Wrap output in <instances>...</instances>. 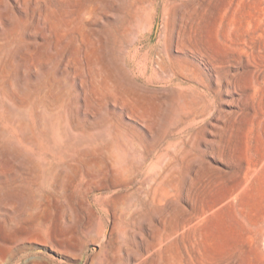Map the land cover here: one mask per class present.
I'll return each mask as SVG.
<instances>
[{
    "label": "bare ground",
    "instance_id": "6f19581e",
    "mask_svg": "<svg viewBox=\"0 0 264 264\" xmlns=\"http://www.w3.org/2000/svg\"><path fill=\"white\" fill-rule=\"evenodd\" d=\"M38 1L43 0H0V151L1 148H5L7 155L4 159L10 168L15 167L11 168L15 176H28L31 183L38 187L34 193L30 192L31 195H28L31 196L30 200L28 199L27 205L25 204L19 212L33 216L43 206L52 203L51 201L59 204L64 212L68 193L66 196L63 195L65 193L63 189L66 188L65 182L70 179L74 188L79 184L84 188L79 200L80 205L83 207L91 205L89 193L98 190L101 193L98 196L99 204L110 212L111 227L117 230V240L125 239L139 246L140 250L138 248L134 254L130 253L128 242L124 246H119L118 251L126 255L123 264H147V260L148 264H243L245 242L248 243V252L252 254L249 257L252 264H264V256L259 258L257 255L259 234L264 230V217L258 219L256 215L246 212L243 202L244 177H239L231 183L229 189H226L223 179L195 176V172L203 163L197 160L196 154L199 153L195 154L193 149L196 146L200 147L202 142H208L205 135L214 132L208 127L217 126L215 122L209 121L210 116L218 117L213 109L200 96L201 100L196 99L198 96L195 99L180 94L173 96L171 100L177 103L178 109L173 110L170 119L167 117L169 120H166L177 132H173V129L163 131L166 128L161 129L164 132L162 134L161 130L156 131L158 133L155 137L156 143L159 141L158 138L164 139L161 135L166 134L171 136L172 141H167V151L162 156L164 159L161 160L163 154L157 159L156 164L159 167L155 169L153 166V171L150 170L153 173L150 176L143 173L144 176H138L141 173V159L146 160L145 156L154 148L146 142L148 140L146 136L151 134L157 123L153 124L154 119L152 122L150 111L147 112L144 106L146 104L142 99L144 93L141 94L143 89L141 91L132 87L129 89L114 82L109 77L108 68L99 65L94 56L96 54L93 51L95 43L93 41L98 37V32L93 26L97 20L95 19L97 2L84 0L79 7L76 4L77 8L74 6L75 10L71 13L53 16L48 13L45 3L42 9L37 10L34 5ZM92 1L93 3H90ZM141 16V13L140 15L138 13L137 17ZM32 31L39 33L41 39L46 40L40 50H37V62L32 58L36 43L26 40ZM54 57L60 62V66L54 68L52 72L45 70L28 75L30 67L37 69L38 63L50 64L47 62ZM68 67L78 68L80 72L77 73L78 76L85 78L79 77L78 81L73 80L69 83L70 80L67 78L71 72L67 73L68 76L64 74L68 72ZM209 68L213 71L211 76H214L218 90L221 89L225 81L220 77V72L214 65H210ZM179 70L184 73L187 71L186 67L182 66H179ZM160 100L161 98L159 103ZM126 101L131 102L138 115H134L136 113L133 114L132 110L128 111L130 109L128 106L129 109L123 111L122 115L119 113L118 117H112V114V118L108 116L110 119L104 120L107 121L106 129H109L106 132L107 140L104 131L98 129L99 123V126H91L94 121H91L93 124L90 122V125L85 124L87 117L84 119L82 116L87 113L88 106L98 111L105 108L103 105L107 102L125 105ZM150 108L152 109L151 106ZM125 117L135 120L138 125L125 122L123 120ZM102 119L100 120L103 121ZM87 128L98 129L96 133L100 132L101 136L104 133L105 145L101 147L99 145L100 133H97L98 135L95 133L97 139L91 138L90 133L87 137L86 134L90 132ZM151 142H155V139ZM8 154L15 155V158ZM134 156L139 160L136 158L138 161H134L135 158H132ZM19 157L24 158V162L19 161ZM206 166V169H210V166ZM28 190L30 188H27L26 192ZM72 193L74 194V191ZM70 196L69 200L73 198ZM91 213L95 216V212ZM13 220L14 215H8L3 226L1 225L2 230L11 229L14 225ZM3 236L0 259L10 256L9 252L11 253L13 248L20 250L17 241L22 239L16 236ZM231 236L234 238L233 244L220 241ZM103 238L106 239L108 236L105 234ZM14 258L20 259L10 257L11 260ZM109 264L120 263L113 260L110 263L109 260Z\"/></svg>",
    "mask_w": 264,
    "mask_h": 264
},
{
    "label": "rangeland",
    "instance_id": "374dc122",
    "mask_svg": "<svg viewBox=\"0 0 264 264\" xmlns=\"http://www.w3.org/2000/svg\"><path fill=\"white\" fill-rule=\"evenodd\" d=\"M93 1L97 2L95 5L97 8H95V19L98 20H95L97 24L94 22L93 25L98 32L97 39L93 41L95 42L93 51L96 54L94 56L97 58L99 65L108 68L109 77L114 82L129 89L131 87L140 91L143 89L141 94H145H143L144 98H142L143 103H146L144 106L147 112L150 111L149 116L152 122L154 119L153 124L157 123L155 126L152 125L154 129L151 127L153 129L151 132V134L153 133L152 136L151 134L146 136L149 141L147 139L145 141L147 140L146 142H149L151 148H154L145 156L146 160L141 159V173L138 176H150L153 173L152 167L154 166L155 169L159 167L156 163L157 159L160 158V154H163L161 155L162 157L167 151L171 136L169 134L161 135L164 139L162 137L158 138L157 141H159L156 143L155 137L158 134L156 131L159 132L161 129L166 128L163 131L173 129V132H177L170 122H167L174 111H177L176 108L178 109L177 103L173 102L171 98L176 96V94L194 99L200 96L218 117H209V121L215 122L217 126L208 125L214 131L211 135H205L208 142H202L200 147L196 146L193 149L195 154L199 153V155L196 154L197 160H201L203 163V166L198 169L199 171L195 172V176L223 179L226 189H229L231 183L239 179V177H244L245 198L243 202L246 212L250 215H256L258 219L264 217V0ZM93 1L90 3H93ZM82 2L84 0H43L42 2H36L34 6L37 10L42 9L43 3H45L48 13L58 16L63 13H71ZM76 4H78L77 7L75 6ZM64 6L66 7L64 8ZM53 8L56 10H54L55 12ZM50 10H52L51 13L49 12ZM138 13L142 15L140 18L137 17ZM131 14L134 15V18ZM125 29L128 30L125 31ZM28 37L26 38L27 41L36 43L33 47L32 58L37 62V53L46 40L41 39L40 34L35 33V31L30 32ZM157 50L160 51L157 52ZM156 56L162 60L159 59V61ZM47 63L50 64L38 63L37 69L30 67L28 75L31 73L38 74L40 71L44 72L45 70L52 72L54 68L60 66V62L55 57ZM210 65L216 66V69L220 72V77L225 81L219 90L218 85L214 81V76H211L213 71L210 70ZM179 66L186 67L187 71L185 73L180 72ZM77 69L68 67V72H64L65 75L71 72V75L67 78L68 81L70 80L69 83H72L73 80L78 81L79 77L85 78L78 76L80 72ZM155 93L159 94L156 95ZM153 94L156 97L155 99ZM198 97L196 99L201 100ZM126 102L124 103L126 106L118 102L116 104L107 102L103 105L106 109L101 108L98 110L99 113L94 107L90 106V108L88 106L87 113L82 116L84 119L87 117L85 124L88 123L90 125L94 121L95 125L92 123L93 125L91 126H96L99 123L98 129L104 131L107 140L106 132L109 129H106L107 125L105 123L107 121L104 120L110 119L109 117L112 114V117H118L119 113L122 115L123 111L127 108L129 109V107L128 111L132 110L133 114L136 113L134 115H138L131 102ZM150 106L152 109L154 106V111ZM171 110L174 111L171 112ZM100 114L102 117H100ZM99 118H103V121ZM123 120L127 123L137 124L135 120L128 117L123 118ZM164 125H167V127ZM87 129L90 131L86 134L87 137L90 134L91 138L97 139L99 137L100 147L105 145L104 133L101 136V133L97 132L98 134L100 133V136L97 137L96 131H99L98 129ZM95 133L97 134L96 136ZM153 137L155 142H151L154 140ZM165 140L168 142L166 143ZM160 147L165 148L161 149ZM5 155H7L5 148H1L0 245L3 235H6L5 237L16 236L22 239L17 241V246L20 250L13 248L11 253L9 252L10 256L0 259V264H31L32 262L34 264H109V260L110 263L113 260L123 264L125 263L126 255L118 251L119 246H124L128 242L131 254L138 250L139 246L134 245L133 242L125 239L117 240L118 233L116 229L111 227L110 212L99 204L98 196L101 193L98 190L91 191L89 193L91 205L83 207L80 205L79 200L83 195L84 188L80 184V186L78 185L74 188L70 179L65 182L67 184H65L64 188L66 187L67 189H63L65 192L63 195L65 194L66 196L68 193V196L71 195L70 197L73 198L69 200V197L66 196L64 212L59 204L51 201L52 203L48 204V206H43L44 209H39V212L37 211L33 216H29L25 212L20 213L19 211L30 200L31 196L29 197L28 195L34 193V190L38 189V187L31 183L28 176H15L11 169H15V167H9L10 165L4 159ZM8 155L10 156V154ZM10 157L15 158V155ZM132 158H135L134 161L139 160L137 156ZM163 159L164 157L161 160ZM18 160L24 162L22 157H19ZM205 164L210 166V169L207 168L209 169L208 171L205 168L207 167ZM27 188L33 191L28 190L26 192ZM73 191L75 195L72 193ZM88 211L95 212V216ZM61 212L67 214L62 215L60 214ZM80 213L84 214V217ZM8 215H14V225H12L11 229L4 231L1 225L4 224ZM62 216L64 217L62 218ZM90 221L93 222L90 223ZM88 228L93 229L89 231L90 229ZM103 231L108 238H103L105 235ZM220 241L233 244L234 238L231 236L226 240L222 239ZM130 245L133 246L131 247ZM247 245L248 243L245 242L246 251L244 250L242 254L244 258L243 264H252V261L249 260L252 254L250 255L248 252ZM257 250L259 258L264 256V230L259 234ZM107 253L110 257L112 255V258ZM11 256L20 257V259L16 260L14 258L11 260ZM120 258L121 260H119ZM147 262L149 263V260Z\"/></svg>",
    "mask_w": 264,
    "mask_h": 264
}]
</instances>
